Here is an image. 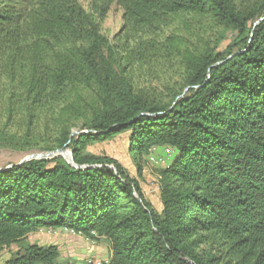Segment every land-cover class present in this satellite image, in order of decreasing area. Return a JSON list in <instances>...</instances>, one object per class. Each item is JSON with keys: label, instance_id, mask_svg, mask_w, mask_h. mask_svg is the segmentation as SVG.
<instances>
[{"label": "trees", "instance_id": "obj_1", "mask_svg": "<svg viewBox=\"0 0 264 264\" xmlns=\"http://www.w3.org/2000/svg\"><path fill=\"white\" fill-rule=\"evenodd\" d=\"M110 2L124 21L113 40L99 30ZM17 3L0 0V140L14 123L25 144L51 129L61 153L0 169V248L59 228L105 238L100 264H264V0ZM182 16L236 35L222 50L159 39ZM125 132L138 161L176 150L158 172L160 210L116 158L85 151ZM59 254L24 243L4 264H74Z\"/></svg>", "mask_w": 264, "mask_h": 264}, {"label": "rangeland", "instance_id": "obj_2", "mask_svg": "<svg viewBox=\"0 0 264 264\" xmlns=\"http://www.w3.org/2000/svg\"><path fill=\"white\" fill-rule=\"evenodd\" d=\"M16 2H19L16 6L19 5L28 10L34 0H16ZM78 2L87 12H91L89 0H78ZM123 24V10L121 6L115 2L108 3L105 15L99 20L100 33L108 40H113L117 34L121 33ZM171 33H177L182 36L192 33L195 36L198 34L212 43L220 41L219 50H222L236 35L234 30L225 28L224 26H215L209 19L192 20L189 16H182L170 22L167 27L162 29L159 39ZM168 75L175 79V76L172 74ZM135 77L138 84H143L150 79L149 76H146L145 72L140 74L135 73ZM159 83L158 81H153L152 85L158 86ZM15 124L7 127V134L3 136L7 137V139L0 140V169L7 168L12 164H18L27 158L47 159L61 153L58 149H47V147H51L54 144L53 130H43L40 127L39 131H41L37 135V139L32 142L33 144H25L26 142L22 134L23 130L19 129ZM39 126H42V124ZM80 133L77 128L71 130V135ZM128 141V133L125 132L107 141L89 142L85 151L116 158L127 169L129 175L139 180L144 194L152 206L156 210H160L158 172L159 169L171 163L176 155V150L169 146H158L153 148L149 155L144 156L138 161L134 156L129 155ZM50 152L53 153L48 154ZM24 243H36L39 245L56 244L60 252L58 260L61 262L69 261L74 264L88 263V260L95 264H100L107 260L110 254L109 243L103 237H87L69 229L38 228L29 233L23 242L0 248V264H4L18 248V245Z\"/></svg>", "mask_w": 264, "mask_h": 264}, {"label": "water", "instance_id": "obj_3", "mask_svg": "<svg viewBox=\"0 0 264 264\" xmlns=\"http://www.w3.org/2000/svg\"><path fill=\"white\" fill-rule=\"evenodd\" d=\"M255 24H256V23H255ZM81 133H82V132H81ZM58 151L61 152V149H58ZM52 153H53V152H50V153H48V154H52ZM59 155H60V154H59ZM27 160H29V159L27 158V159L21 161L20 163L25 162V161H27Z\"/></svg>", "mask_w": 264, "mask_h": 264}, {"label": "built area", "instance_id": "obj_4", "mask_svg": "<svg viewBox=\"0 0 264 264\" xmlns=\"http://www.w3.org/2000/svg\"><path fill=\"white\" fill-rule=\"evenodd\" d=\"M87 262H88V263H91L92 261L88 260Z\"/></svg>", "mask_w": 264, "mask_h": 264}]
</instances>
